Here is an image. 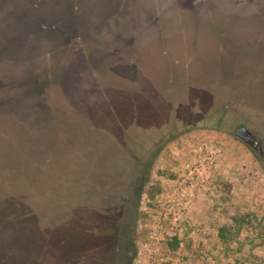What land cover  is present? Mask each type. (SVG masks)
<instances>
[{
    "label": "rangeland",
    "instance_id": "obj_1",
    "mask_svg": "<svg viewBox=\"0 0 264 264\" xmlns=\"http://www.w3.org/2000/svg\"><path fill=\"white\" fill-rule=\"evenodd\" d=\"M231 1L196 0L195 6L193 0H168V41L187 36L191 55L176 69L180 75L170 78L166 59L158 77L163 75L173 88L161 93L177 108L187 103L191 116L174 128L173 121L165 122L162 105L147 109L150 119L156 116L159 122L153 137L165 134L154 143L151 153L157 157L142 188L116 163L115 148L108 149L115 143L84 153L88 177L109 182V196L89 209L92 232L82 229V200L72 209L74 228L61 241L52 237L54 224L44 228L48 234L41 231L37 208L23 215L22 202L0 207V264H264V0ZM145 2L0 0V51L45 56L52 45L71 47L70 37L78 29L113 41L117 24L126 31L134 14L145 15ZM89 42L86 53L95 57ZM153 54L158 62L160 56ZM1 100L0 111L17 117L30 119L41 112L43 122L54 117L43 98L36 104L32 91L14 102ZM241 126L251 131L256 147L236 135ZM178 195L180 202L173 201ZM52 213L44 216L49 219Z\"/></svg>",
    "mask_w": 264,
    "mask_h": 264
},
{
    "label": "trees",
    "instance_id": "obj_2",
    "mask_svg": "<svg viewBox=\"0 0 264 264\" xmlns=\"http://www.w3.org/2000/svg\"><path fill=\"white\" fill-rule=\"evenodd\" d=\"M203 6L195 8L203 10ZM73 11L76 12L74 8ZM144 11L147 12L145 8ZM138 23L145 26L143 14H134L131 28ZM39 26L43 29L45 25ZM115 28L113 41L103 40L97 31L74 30L76 33L69 40L71 47L52 45L45 56L41 52L17 56L0 51V67H5L0 68V99L14 102L19 94L32 91L36 104L43 98L54 113V117L43 122L42 112L27 119L0 111V207L10 208L22 202L23 215L26 210L37 208L35 218L41 231L48 234L44 228L54 224L49 230L58 241L71 231L70 225L74 228L70 222L77 199L85 202L79 206L83 212L93 208V202L109 196L107 180L86 174L84 153L98 152L99 145L115 143L108 144V149L115 148L116 163L137 177L140 190L157 157V153H151L154 143L162 142L165 134L158 130L159 139L152 135L159 122L154 115L151 120L147 112L152 107L151 100H155L154 107L162 105L165 122L173 121L174 128L186 125L185 119L191 116L187 103L177 108L170 97L161 93L164 89L172 91L173 87L167 86L169 81L162 79L163 75L158 77L159 66L150 68L141 57L140 64H135L136 38L132 29L124 31L118 24ZM87 40L93 41L89 43L97 56L86 53ZM105 41L109 44L103 46ZM23 42L29 39L23 38ZM142 56L146 57L145 53ZM166 59V69H162L167 76L180 75L176 73V62ZM154 72L156 78L152 77ZM147 155L151 156L149 160L145 159ZM103 157L106 158L104 152ZM51 209V218L46 219L45 212L48 214ZM47 239L45 249L50 251V237Z\"/></svg>",
    "mask_w": 264,
    "mask_h": 264
},
{
    "label": "flooded vegetation",
    "instance_id": "obj_3",
    "mask_svg": "<svg viewBox=\"0 0 264 264\" xmlns=\"http://www.w3.org/2000/svg\"><path fill=\"white\" fill-rule=\"evenodd\" d=\"M223 1V0H221ZM226 2H232L231 0H224ZM145 10L147 12H145V20L146 23L145 26L138 23L137 25L133 26L132 28L130 26L129 31L131 30V34L134 35V37L136 38L135 41V52H134V57H135V64H140L139 58L142 56L141 53V43L143 41V37L146 36V40L148 41V47L146 48L145 56L148 59L145 63V65L149 66L150 68H154V67H164L166 64V58L169 57V47H168V38H167V27H169V16H171L172 14H170L171 12L168 11V0H146L145 2ZM216 3V2H215ZM219 3V2H218ZM222 4V3H219ZM198 16L201 13H204L208 18H212V14L211 13H207V12H197ZM214 14V13H213ZM217 13H215L214 15H216ZM140 15L142 16V13H140ZM218 15H221L218 13ZM217 15V16H218ZM228 15V14H227ZM230 15V14H229ZM153 16V17H152ZM237 17V14L234 15ZM239 16H242V18H246L249 19L251 18L248 14H240ZM249 16V17H248ZM160 17L159 19V23H157L156 25L152 24V19L153 18H157ZM172 20V19H171ZM133 24V23H132ZM157 26H159L160 28V32H158V28ZM144 30V31H143ZM143 31V34H142ZM238 33V32H237ZM230 34V33H228ZM162 36V38L159 39L158 36ZM161 41V47L158 46V41ZM262 42V41H261ZM164 45V46H162ZM261 45V44H260ZM229 49V48H227ZM251 49H255V47H252ZM162 51V53H161ZM155 52V54L157 56H160L158 58V62L152 60L153 58V53ZM160 52V54H159ZM233 63V62H232ZM153 78H156L154 76H152ZM155 103V100L152 99L151 100V106L153 108H155L153 105ZM244 129V130H242ZM236 135H238L245 143H247L248 145H252L256 147V144L254 143V139H253V135L251 133V131H249L247 128L241 126L238 127L237 131H236ZM84 212L83 214V219H82V229H85V232H92V222H93V217H91L90 214H88L89 210H83ZM70 229L71 225H70ZM45 256H48V254L46 253ZM67 260L71 261L70 257L67 258ZM88 264V263H87Z\"/></svg>",
    "mask_w": 264,
    "mask_h": 264
},
{
    "label": "water",
    "instance_id": "obj_4",
    "mask_svg": "<svg viewBox=\"0 0 264 264\" xmlns=\"http://www.w3.org/2000/svg\"><path fill=\"white\" fill-rule=\"evenodd\" d=\"M143 41L141 43V53H144L146 51V48L148 47V41L146 40V36L143 37ZM169 57H171L177 64V69L182 68L183 61L188 57V55H191L189 50V41L187 36L181 37L180 41H172L169 39ZM141 59L148 60L146 57L141 56ZM162 69V67H159ZM244 130V129H242ZM239 137V136H238Z\"/></svg>",
    "mask_w": 264,
    "mask_h": 264
},
{
    "label": "built area",
    "instance_id": "obj_5",
    "mask_svg": "<svg viewBox=\"0 0 264 264\" xmlns=\"http://www.w3.org/2000/svg\"><path fill=\"white\" fill-rule=\"evenodd\" d=\"M182 190V189H181ZM184 190V189H183ZM184 192V191H183ZM183 192L182 191H180V193H179V195L181 196L182 194H183ZM179 195H178V197H176V199L175 200H173V201H177V202H180V197H179ZM181 204V203H180ZM175 220H177V218H175ZM155 235H156V233H154Z\"/></svg>",
    "mask_w": 264,
    "mask_h": 264
}]
</instances>
